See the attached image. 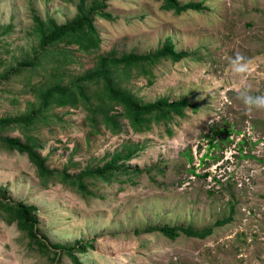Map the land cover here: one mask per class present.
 Masks as SVG:
<instances>
[{
	"label": "rangeland",
	"instance_id": "obj_1",
	"mask_svg": "<svg viewBox=\"0 0 264 264\" xmlns=\"http://www.w3.org/2000/svg\"><path fill=\"white\" fill-rule=\"evenodd\" d=\"M76 2L0 0V115L37 108L40 90L89 71L99 54L146 52L165 38L187 55L109 65L113 81L138 101L184 97L195 108L137 117L107 98L100 79L83 80L82 92L48 100L31 122L0 127L55 169L39 175L0 139V194L35 205L48 243L79 240L83 264H264V111L246 110L230 67L236 55L250 60L247 83L264 93V0H203L180 12L162 0H105L110 16L93 14V45L64 37L39 49L34 18L63 22ZM113 152L122 153L115 168L83 175L79 187L75 174ZM164 223L210 230L167 236L153 228ZM0 264L74 262L0 215Z\"/></svg>",
	"mask_w": 264,
	"mask_h": 264
},
{
	"label": "trees",
	"instance_id": "obj_2",
	"mask_svg": "<svg viewBox=\"0 0 264 264\" xmlns=\"http://www.w3.org/2000/svg\"><path fill=\"white\" fill-rule=\"evenodd\" d=\"M163 4L169 8H172L175 12H180L186 9L200 10L204 7L203 0H187L180 2L179 0H162ZM76 12L63 22H56L53 18H46L42 20L35 17V28L38 34V48H45L47 44L54 41L61 40L67 37L70 41H75L79 47L84 49L95 43V30L92 22V16L94 13H99L104 16H110L107 10H104L105 0H77ZM112 51V50H111ZM108 52L105 54H99L96 58L95 65L87 72L74 77V80H70L67 84L53 83L49 84L45 88L39 91V100L37 108L30 109L26 112H20L12 115H0V127L7 125L11 122H19L27 124L31 122L36 113L39 111V107H43L48 100L54 99L57 104H61L68 99L71 95H74V89L78 92H82V86L80 84L83 80L100 79L101 85L108 96L115 101H118L124 105L125 111L133 112L137 117L142 113H149L155 110L171 109L174 113L182 115L184 108H195V104L188 101L184 97L168 99L164 96L154 98L148 101H138V99L126 89H123L115 85L111 72L108 66H124L129 67L133 64L154 61L161 57H169L171 59H179L187 55L185 50L175 49L171 41L165 38L164 41L153 50L146 52H121L118 55ZM24 61H17L15 68H19ZM3 75H6L4 72ZM74 86V88L72 87ZM105 119H109V115H105ZM0 139L2 143L11 149L24 152L28 159L34 164L36 172L42 176H48L55 172L54 168L48 167L45 164L44 157L40 155L34 148L31 142L27 140H20L16 136L1 135ZM126 156V154H124ZM122 157V153L113 152L107 160L101 165L93 166L92 168H83L75 175V182L79 187H83L81 177L83 175H101L109 172L115 168V162L118 158ZM60 176L63 180L70 179L71 176L65 170H59ZM35 205L32 203H25L22 200H11L8 197L0 194V215L6 222L14 221L16 226L22 230L29 238L43 244L49 245L53 248V253L56 249L65 251L70 255L74 264H83L79 260L73 251H82L83 248L79 246V240H74L69 244H61L57 242L48 243L45 240L43 234H38L36 227L35 217ZM153 228L159 230L167 236H173L179 231L188 232L189 234L203 235L209 232V227H203L199 229H192L189 226H174L166 223L153 226Z\"/></svg>",
	"mask_w": 264,
	"mask_h": 264
},
{
	"label": "clouds",
	"instance_id": "obj_3",
	"mask_svg": "<svg viewBox=\"0 0 264 264\" xmlns=\"http://www.w3.org/2000/svg\"><path fill=\"white\" fill-rule=\"evenodd\" d=\"M231 73L239 80L240 88L237 90V97L246 110L264 111V93L254 94L247 81L252 73L251 61L241 55H236L230 61ZM173 148H178V144H173Z\"/></svg>",
	"mask_w": 264,
	"mask_h": 264
}]
</instances>
